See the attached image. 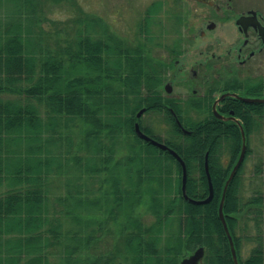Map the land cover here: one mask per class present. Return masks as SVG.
Returning a JSON list of instances; mask_svg holds the SVG:
<instances>
[{"label": "trees", "instance_id": "obj_1", "mask_svg": "<svg viewBox=\"0 0 264 264\" xmlns=\"http://www.w3.org/2000/svg\"><path fill=\"white\" fill-rule=\"evenodd\" d=\"M47 1L0 0V264H117L118 260L122 264L121 259L126 264H181L200 246L205 248L204 264H235L219 205L241 151V130L235 121L218 120L212 115L215 90L200 98L193 96L187 102V108L204 105L209 111L200 121L185 119L181 105L167 98L183 125L191 130L189 134L182 132L170 110L158 104L164 99L162 71L167 64L150 52L152 46L161 45L156 41L153 23L163 1H154L147 7L132 41L122 39L103 25L102 18L81 8L73 19L74 25L69 20L51 19L45 13ZM46 21L52 23L53 29L47 28ZM244 89L247 95L264 97V80ZM145 105L150 113L165 112L171 123L174 135L163 141L185 160L187 193L192 198L205 199L209 195L205 170L209 152L214 188L211 201L194 204L186 200L182 194L181 165L167 150L150 142L134 151V162L142 167L127 170L135 173V177H130L135 189L124 186L117 178L115 173L119 175L123 170L115 161L116 139L119 135L135 134L136 113ZM223 108L226 112L234 110L247 134V153L228 186L224 213L240 264H264V192L255 193L248 203L240 197L245 162L251 154L249 138L264 120V103L228 97ZM80 123L92 127L85 133L87 143L82 141L90 151L88 156L79 154L71 142H63L70 138L64 128ZM146 132L156 134L150 129ZM154 137L162 140L161 136ZM224 143L231 147L228 165L220 162ZM143 153L148 154V159H143ZM70 159L92 177L94 186L96 181L100 183L98 189L108 183L112 221L111 213H117L119 208L126 214L129 223L120 231L122 242L110 254L91 257L81 253L102 237L91 235L87 243L82 242L84 223L77 211L89 200L83 190L78 188L75 194V185L69 182L67 196L52 193L56 174L70 164ZM164 161L169 163L164 166ZM152 180L159 187L165 180L167 188L160 198L155 197L157 187L152 192L149 208L154 221L146 224L136 216L137 203L133 201L144 194L143 183ZM64 202L66 208L61 204ZM58 203L63 210L56 208ZM246 206L257 231L245 237L253 244L243 258L244 236L237 233V226ZM58 213L73 219L76 227L64 230ZM103 222L99 221L100 229ZM54 255H58V261H53Z\"/></svg>", "mask_w": 264, "mask_h": 264}, {"label": "rangeland", "instance_id": "obj_2", "mask_svg": "<svg viewBox=\"0 0 264 264\" xmlns=\"http://www.w3.org/2000/svg\"><path fill=\"white\" fill-rule=\"evenodd\" d=\"M154 1H163V4H161V8L158 11V16L153 23V29L155 30L153 32L156 41L161 45L152 46L153 51L150 52V55L154 58H163L166 61L167 68L162 71V73H164L165 81L161 86L162 94L165 96L167 93L165 85L173 77V73H176L177 71L174 64V61H176L175 58L179 56L181 59H185L186 57L187 64L190 67L191 65H194L196 61L203 60L206 57L207 52L211 54L214 51L219 44L215 43V40L217 39L222 42L217 50L225 53L230 45L228 41H230L229 35H231V31H227L229 27H232L231 23H228L227 21V23L221 22L220 26L214 32L207 31V35L201 37L200 30L205 26L207 17L204 16L207 13L203 6L201 7L198 2L193 0H48L45 7V13H47L48 17L51 19L55 18L61 21L69 20V24L74 25L73 19L78 16V8H81L92 16L102 18L104 21L103 25L107 26L110 31L121 36L122 39L125 40V38H128L132 41L135 38L137 27L142 23L141 21L147 7ZM246 1L250 6H260L264 10L263 0ZM241 2L245 3L244 0H241ZM45 24L48 26L47 28L49 30L53 29L51 22L46 21ZM164 44H168L169 48L165 47ZM188 74V72L184 74L181 80H178L174 84L171 96L179 97L180 100L183 101L181 107L184 111L183 114L185 119L200 121L209 115V111L204 108V105H200L199 108H187V102L193 96L200 98L201 95L208 91L206 89L209 86L204 85L201 87L197 85L198 89H196V81L192 80ZM253 75L258 76L253 81L257 82L263 79L264 68L262 67L261 70L255 71ZM195 89L197 91H195ZM199 101L200 99H198V103L201 102ZM164 114L165 112H152L145 114L142 117L144 124L153 123L156 127L154 128L155 133L161 135L162 138H164L163 140L174 135L171 130V123L167 121ZM91 128V125L85 123L64 128L66 131L65 133L68 134L70 138L64 139L63 142L65 144L71 142L73 149L79 154L88 156L90 155V151L85 147V143L83 144L82 141H85V133ZM139 140L140 138L137 134H133L131 137L119 135L116 139L117 149L115 161L118 160L120 162L123 172H120L119 175L115 173V175L117 178L121 179L122 182H124V186L128 188H132L130 177H135V173L128 172L127 170L134 169V171H137L142 167V164L139 167L138 161L134 162L135 156H137L134 151H139L141 147L146 145L145 142ZM134 146H136V149L133 148ZM249 147L251 148V154L245 162L244 172L242 174V185L240 187V197L244 203H248L255 193L264 192V120H262L260 128L250 135ZM220 151V162L225 165L230 164V144L224 143L220 148ZM147 156L148 154L146 153L142 154L144 160L148 159ZM63 162L66 163V160H63ZM86 162L87 160L84 159L83 164L85 165ZM69 163L68 166L66 164L60 173L58 172L56 174L52 184V193L55 196H67L69 193L66 183H68L67 185L70 187L69 182H73L75 185V187L72 186V188H75L74 190L72 189L73 191L78 188L83 190V196L89 200L88 204L86 203L83 208L81 207L77 211L79 213L78 216L84 223V229L81 233L83 238L82 242L83 244L87 243V239H90L91 235H102V237L96 242H92V247L90 249L84 248L81 253L82 255L84 254L85 256L88 255L91 257L100 254H110L116 249L119 244L118 242H122L120 231L126 223H129L126 220V214L123 209L119 208V210L116 211L117 213H111V215L114 216L112 221L110 219V210L113 207V204L111 201L112 197L107 192V189L110 187L108 183L104 182V187L98 189L100 183L96 181L95 186L97 187H95L92 177L87 172L83 171V169H78L75 160L70 159ZM166 163L169 162L164 161V166ZM161 168L164 170L163 166H161ZM175 176L176 174H174V177ZM171 182L173 181L171 180ZM175 182L176 179H174V184ZM113 183L114 181L112 180L111 184L113 185ZM171 185L173 186V183ZM166 186L167 184H165V180H163L162 187H159V184L153 180L144 182V194L142 195V193H140L137 197H134L133 202L137 203L134 207V212L144 223L151 224L154 221V216L150 210L151 207L149 208L152 192L157 187V195H155V197L160 198L162 194L166 193ZM132 189H135V186ZM75 194H77V191H75ZM91 201L93 202L91 203ZM53 202H56L54 196ZM61 204L66 208L67 204L65 202ZM55 205L58 210H63V206L59 203ZM248 209L249 207L246 206L245 210L241 213L237 226V233L244 236L241 252L243 258L248 256V251L253 244L245 237L252 235L257 231L256 228L253 227L254 223L250 217L251 215L248 213ZM58 214L64 223V230L71 228V226L72 228L76 227V223L73 222V219H71V222L70 217L63 215L62 213ZM101 219L104 220V227L100 229L99 221H101ZM245 224L247 225V228L244 230ZM176 228L177 222L172 226L173 230ZM262 228L264 231V225ZM162 244H164V238ZM121 247V249H124L123 245ZM58 260V255H54L53 261ZM121 260L122 264H126L123 259ZM118 261H116L117 264H119Z\"/></svg>", "mask_w": 264, "mask_h": 264}, {"label": "flooded vegetation", "instance_id": "obj_3", "mask_svg": "<svg viewBox=\"0 0 264 264\" xmlns=\"http://www.w3.org/2000/svg\"><path fill=\"white\" fill-rule=\"evenodd\" d=\"M193 1L198 2L201 7L203 6L207 13L204 16L207 17L205 26L200 30L201 37L206 36L207 31L214 32L220 26L221 22L225 23L227 21L228 23L232 24V27H229L227 31H231L230 34L232 35H229L230 41H228V43L230 45L226 52L222 53L217 50V48H219L222 44L221 40H215V43L219 44L214 49V51L211 54L207 52L206 57L203 60L196 61L194 65H191L190 67L187 64L186 57L185 59L183 58L184 60L179 56L176 57L174 64L177 71L176 73H173V77L168 81L167 84L170 83L173 91L174 84L178 80L180 81L183 75L188 72V75L191 77V79L196 81V89H198L197 85L201 87L205 85L209 86L206 90H215V98L210 108L212 115L218 120L234 121L229 118L232 116V112H234V110H229L227 112L224 111V102L228 97L243 101L241 98L229 95L220 100L216 105L219 114L215 112L213 106L215 101L226 92H235L243 97H263L247 95L244 91V88L250 84H259L262 80H264L263 76V79L257 82L253 81L258 77L253 75L254 72L261 70L262 67L264 68V10L260 6L253 7L248 5L246 0H244L245 3L241 2V0ZM196 89L195 91H197ZM167 98L173 99L175 105L177 106H179V104L181 105L183 101L180 100L179 97L171 96V92H167L163 101H161V103L158 102L160 106H165L168 110H170L171 115L177 122V119H180V114L177 110H175L176 108L174 106H171L173 104L169 105L170 103L168 102ZM141 109H145V111L140 116V118H137V114ZM140 110L136 113L134 125L137 121H139L141 129L147 135L155 139L156 137L154 136L160 137L161 135L158 133L155 135H150L146 132V129L154 131V128H156L153 123L144 124L143 122L142 117L145 114L150 113L148 105L143 106L140 108ZM164 115L166 116V114ZM178 126L182 132L185 133L183 130L185 127L183 125ZM163 139L164 138L159 141L165 143ZM140 140L148 143V141L142 138H140Z\"/></svg>", "mask_w": 264, "mask_h": 264}, {"label": "water", "instance_id": "obj_4", "mask_svg": "<svg viewBox=\"0 0 264 264\" xmlns=\"http://www.w3.org/2000/svg\"><path fill=\"white\" fill-rule=\"evenodd\" d=\"M166 90H167V92H172V87H171L170 83L166 85ZM229 95L234 96V97H239L245 102L264 103V97H243V96H240L239 94H237L235 92H226V93L222 94L214 103L213 107H214V110L217 114H219V112L217 110V106H216L217 103ZM144 111H145V109H141L137 114V118H140V116L143 114ZM229 118L234 120L240 127L241 134H242V147H241V152H240L239 158H238L237 162L235 163V165L233 166V168L230 172V175H229V177L225 183L224 190H223L222 197H221V201H220V205H219V214H220L221 221L223 222L227 236L229 238L233 260H234L235 264H240L238 254H237V250H236V246H235V241H234L233 235L229 229V226L227 223V218H226V215L224 213V204H225V198H226V192H227L228 186H229L230 182L232 181V179L235 177V175H236L238 169L240 168L241 164L243 163L245 156H246V153H247V134H246V130H245L243 123L241 122V120L239 118H237L234 115V112H232V116H230ZM177 122H178V125H182V122L180 121V119H177ZM134 130L140 138L152 143L153 145L159 147L160 149L167 150L171 155H173L177 159V161L179 162V164L182 167V194L186 200H188L189 202L194 203V204H203V203H207V202L212 200V198L214 197V188H213V183H212L210 171H209V152L206 153V158H205V170H206L208 180H209V185H210L209 186V195L205 199H195V198L190 197L187 193V175H188L187 174V165H186L185 160L182 158V156L175 149L169 147L167 144L160 142L159 140L147 135L141 129L139 121H137L135 123ZM183 130L185 133L190 132V130H188L186 128H183ZM204 255H205V248H204V246H200L193 253H191L189 256L183 258L181 261V264H204Z\"/></svg>", "mask_w": 264, "mask_h": 264}]
</instances>
